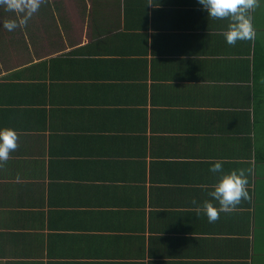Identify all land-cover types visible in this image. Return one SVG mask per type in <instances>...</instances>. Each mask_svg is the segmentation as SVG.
<instances>
[{
	"label": "crops",
	"instance_id": "1",
	"mask_svg": "<svg viewBox=\"0 0 264 264\" xmlns=\"http://www.w3.org/2000/svg\"><path fill=\"white\" fill-rule=\"evenodd\" d=\"M46 5L0 24V264H264V0L235 46L198 0ZM216 159L250 198L209 223Z\"/></svg>",
	"mask_w": 264,
	"mask_h": 264
},
{
	"label": "clouds",
	"instance_id": "2",
	"mask_svg": "<svg viewBox=\"0 0 264 264\" xmlns=\"http://www.w3.org/2000/svg\"><path fill=\"white\" fill-rule=\"evenodd\" d=\"M48 0H0V8L13 13L14 18L4 19L2 26L11 32L17 28L24 29L28 22ZM212 19L230 22L227 29L222 33L230 46H235L237 41H253L256 38V29L253 24L252 13L259 8L260 0H198ZM152 4V3H148ZM18 133L10 127L0 128V168H4L10 159V153L18 148ZM210 171L220 173L219 180L212 185L214 190L208 195L218 201L219 207L205 200L201 206L193 199L191 204L194 211L199 215L203 211L209 223H215L220 218L221 212H232L242 200L249 199L247 190L246 170L236 169L225 173L222 159L210 161Z\"/></svg>",
	"mask_w": 264,
	"mask_h": 264
},
{
	"label": "rangeland",
	"instance_id": "3",
	"mask_svg": "<svg viewBox=\"0 0 264 264\" xmlns=\"http://www.w3.org/2000/svg\"><path fill=\"white\" fill-rule=\"evenodd\" d=\"M47 9L48 6L46 4H43L39 9V11L34 15V17H36L37 15H41V16L46 15L48 13ZM10 18H14V14L6 12L3 8H0V24L4 19H10Z\"/></svg>",
	"mask_w": 264,
	"mask_h": 264
}]
</instances>
